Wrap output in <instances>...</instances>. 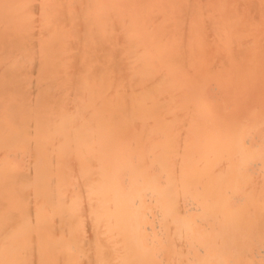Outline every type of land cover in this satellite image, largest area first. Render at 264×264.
I'll use <instances>...</instances> for the list:
<instances>
[{
    "label": "bare ground",
    "instance_id": "1",
    "mask_svg": "<svg viewBox=\"0 0 264 264\" xmlns=\"http://www.w3.org/2000/svg\"><path fill=\"white\" fill-rule=\"evenodd\" d=\"M0 83V264H264V0H0Z\"/></svg>",
    "mask_w": 264,
    "mask_h": 264
},
{
    "label": "rangeland",
    "instance_id": "2",
    "mask_svg": "<svg viewBox=\"0 0 264 264\" xmlns=\"http://www.w3.org/2000/svg\"><path fill=\"white\" fill-rule=\"evenodd\" d=\"M31 43L32 42H31L30 39H27V38L22 39V44H21V46H23L22 52H25V53H22V55L24 56V58L21 59V61L19 63V66H20L19 74L21 75V73H23V76H25L24 84L27 87H29L30 90L33 89L34 86H32L31 83H29V81L30 82L36 81V72H38V65H39L38 64V57L39 56H43V55H38V51H37V49H40V48L43 47V44L40 43V42H39V44L36 43L35 46H34L35 48H34L33 46H31ZM34 49L36 50L37 53L36 54H31L32 51H34ZM26 52H28V53H26ZM206 61H207V63H211V55L207 58ZM237 65L241 68V71L243 73L240 70H238L237 68H234V70L232 71L234 73L233 74V77H234V79H235V81H236L237 84L239 83V85H242L247 80V77L249 76V73L250 72L248 70H246V68L243 67V62H241V63H239ZM39 67H40L39 68V72H40L41 79L43 77H45L47 75V73H48V76L49 77H53V73H51V69H52L51 63L50 64H46L45 69L42 67V65L41 66L39 65ZM213 72H215V74L216 73H221L222 74V71L207 70V78H208V81H211L212 80V81L215 82V80H216L217 82L220 83L219 78L213 77V74H212ZM245 74H248V75L245 76ZM29 76H30V79H29ZM221 82H222V84H224V81H221ZM229 82H231V84L230 83H226L224 85L225 86H231L232 85V81H229ZM2 85H4V83H0V86H2ZM228 88H230V87H228ZM0 90H2V89H0ZM25 95H27V94L25 93L24 96ZM0 102H3L5 105H7L6 99L2 98L1 96H0ZM215 108L218 111L220 110L219 106L216 107V105H215ZM239 108L241 109V108H244V107H241L239 105ZM8 115H9L8 110L5 109V108H2L0 110V121H5L6 117H8Z\"/></svg>",
    "mask_w": 264,
    "mask_h": 264
}]
</instances>
